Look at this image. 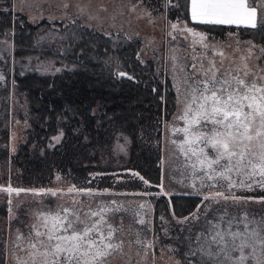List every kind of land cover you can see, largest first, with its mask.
Here are the masks:
<instances>
[{
	"label": "trees",
	"instance_id": "16d2710c",
	"mask_svg": "<svg viewBox=\"0 0 264 264\" xmlns=\"http://www.w3.org/2000/svg\"><path fill=\"white\" fill-rule=\"evenodd\" d=\"M13 1L0 0V52L7 56L0 60V264H7L4 241L11 214H16L13 224L20 220L8 204L9 193L51 198L49 190L69 192L75 186V191L90 189L99 197L145 194L154 201V236L160 216L175 221L196 211L201 196L171 192L165 183V126L175 111V92L153 60H139L141 42L103 35L80 20L32 23L14 10ZM163 1L166 23L182 21L220 41L236 33L264 47L259 24L256 29L201 25L191 20L187 0H171L179 7H166ZM249 3L259 7L262 0ZM260 19L264 15L258 14ZM29 59L49 61L56 72L39 73L34 64L25 66ZM15 122L24 128L13 150ZM126 140V153L116 154V142ZM238 195L258 199L264 190ZM249 206L264 215V204Z\"/></svg>",
	"mask_w": 264,
	"mask_h": 264
},
{
	"label": "snow or ice",
	"instance_id": "6c2138e0",
	"mask_svg": "<svg viewBox=\"0 0 264 264\" xmlns=\"http://www.w3.org/2000/svg\"><path fill=\"white\" fill-rule=\"evenodd\" d=\"M167 6L179 7L171 0H166ZM186 7L197 24L264 27V19L258 21V14L264 15V0L259 7L249 0H187ZM171 28L212 54L207 64L204 57L193 56L191 63L187 57H171L181 106L177 119L182 121L181 127H172L178 139L171 143L178 149L181 175L192 181L201 204L189 216L176 219L179 234L169 237L167 228L164 234L182 247L183 264H264V215L248 207L249 202L264 204V196L236 194L264 190V47L247 42L237 63L229 60L226 49L213 51L205 33L178 24ZM126 211L116 201L94 208L73 201L56 211L37 213L39 227L32 225L27 237L32 264H38L37 258L39 264H111L112 257L123 254L125 244L151 249L153 242L139 239V233L135 240L126 239L131 229L125 231L124 217L117 215ZM138 222L145 224L144 219Z\"/></svg>",
	"mask_w": 264,
	"mask_h": 264
},
{
	"label": "rangeland",
	"instance_id": "374dc122",
	"mask_svg": "<svg viewBox=\"0 0 264 264\" xmlns=\"http://www.w3.org/2000/svg\"><path fill=\"white\" fill-rule=\"evenodd\" d=\"M67 5V7H65ZM163 0H14L13 7L15 11L21 12L32 23H37L42 20L49 22H62L64 25L73 20H80L83 26L91 30L100 32L103 35L116 34L125 37L127 40L141 42L138 58L141 62L153 60L158 71H164L169 77L172 88L175 92V111L165 126V168L167 170V189L169 191H176L178 189L190 192H196L190 184L192 181L186 179L181 175L176 154L178 149L171 143L172 139H178L172 132V127L182 126V121L177 117L180 114V105L177 102V82L174 80V61L171 59L173 55L177 57H187V62H192V57H204V63L211 58V51L206 50L197 42L194 43V38L189 36L185 39L182 33L173 32L171 24H178L180 27L186 26L182 21L179 22H165V14L163 12ZM235 26V25H233ZM188 27V26H187ZM190 28V27H189ZM198 32L204 31L195 29ZM172 33L176 38L169 36ZM206 34V33H205ZM207 35V34H206ZM208 36V35H207ZM254 44L253 40L248 38H241L236 33H229L223 40L209 38L210 45L214 49H226L229 60L236 59L239 63V57L244 54L241 49L246 52L248 43ZM259 47L258 44H254ZM6 54L0 52V60L5 59ZM7 59V56H6ZM219 56L216 60L219 61ZM229 63L225 61V66ZM257 63H262L257 61ZM1 64V63H0ZM27 67L34 64V70L42 74H51L56 72L52 64L46 60H39L32 62L30 59L25 63ZM0 76L3 77L0 66ZM2 80V79H0ZM24 125L15 122L12 128L11 142L12 149L15 150L21 140ZM1 132V131H0ZM182 136V134H180ZM58 138V139H57ZM59 136L53 138L54 142H58ZM3 141L0 135V143ZM128 140L125 142H116L114 151L116 154L126 153ZM183 159V157H181ZM242 192L237 191V195ZM53 196L51 193L46 196L51 198H35L32 196H25L17 198L10 193L7 201L11 209L18 214L19 223L13 224V219L16 214H11L12 221L9 224L8 239L4 241L7 254V264H32V257L29 255V247L27 237L32 225L39 227L40 221L37 218V213L46 212L48 210L56 211L61 206H69L73 201H82L84 207L97 204H109L111 201H116L118 205H122L126 212L118 213V216H123L124 229L127 231L131 229L130 235L126 239L135 240L137 233L139 239L153 242L151 249H143L142 245L133 244L130 248L127 244L123 249V254L117 253L111 258V264H177L183 260L180 257L182 254V247L174 245L169 238L179 234L180 225L176 224V218L172 221H167L164 216H160L157 224V234L153 235V208L154 201L145 194L126 195V194H109L107 196H97L93 193L79 192L72 190L64 192H56ZM41 197V196H40ZM143 204L145 207L140 208ZM249 208H251L248 205ZM195 212V211H194ZM25 215V219L20 216ZM163 217V219H161ZM144 219L145 224H139V220ZM169 231V237L164 234V229ZM2 239V238H1ZM178 247L181 250L173 253L165 248V246ZM139 252V255L137 253ZM39 264V258H37Z\"/></svg>",
	"mask_w": 264,
	"mask_h": 264
},
{
	"label": "crops",
	"instance_id": "0c3cea01",
	"mask_svg": "<svg viewBox=\"0 0 264 264\" xmlns=\"http://www.w3.org/2000/svg\"><path fill=\"white\" fill-rule=\"evenodd\" d=\"M235 26H237V25H235ZM239 26H244V25H239ZM167 175H168V173H167V170H166V180H165L166 185H167V182H166L167 181ZM181 191H184V190L178 189V190H176L174 192H181Z\"/></svg>",
	"mask_w": 264,
	"mask_h": 264
}]
</instances>
